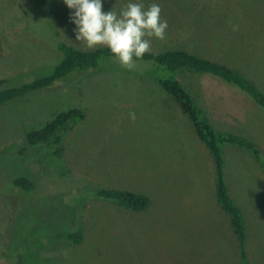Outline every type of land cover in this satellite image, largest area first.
<instances>
[{
    "label": "rangeland",
    "instance_id": "rangeland-1",
    "mask_svg": "<svg viewBox=\"0 0 264 264\" xmlns=\"http://www.w3.org/2000/svg\"><path fill=\"white\" fill-rule=\"evenodd\" d=\"M51 2L61 38L88 49L75 40L63 0ZM126 2L107 0L103 10ZM158 2L168 29L165 39L152 38L150 51L185 49L226 63L264 91V0ZM39 4L0 0V89L48 75L59 62L27 34L25 6ZM122 68L109 63L74 73L0 107V264H264V171L253 154L223 146L228 193L246 230L243 257L217 202L208 149L156 82ZM177 78L218 133L243 135L264 155V113L247 95L206 74L183 71ZM73 107L85 115L62 132L60 157L51 143L28 144V131ZM17 176L32 179L34 191L19 196ZM98 188L145 195L150 206L134 211L96 197ZM77 228L84 239L76 245L65 236Z\"/></svg>",
    "mask_w": 264,
    "mask_h": 264
},
{
    "label": "trees",
    "instance_id": "trees-1",
    "mask_svg": "<svg viewBox=\"0 0 264 264\" xmlns=\"http://www.w3.org/2000/svg\"><path fill=\"white\" fill-rule=\"evenodd\" d=\"M43 5L37 9H28L25 12L28 18L27 34L35 41L44 43L56 53L59 62L48 75L26 81L18 86L0 89V107L16 98L24 97L30 93L48 89L56 83L63 81L74 73H86L102 68L103 64H116L110 52L104 47L96 49H80L65 42L58 31L53 15L51 0H42ZM45 21V27L38 29L35 19ZM35 26L37 30L35 31ZM136 63L145 64V69L133 67L122 68L121 72L154 81L169 97H171L181 112L190 121L197 138L205 145L213 158L216 169V198L222 211L230 218V225L242 246V255L245 257L246 230L240 209L230 197L225 182V160L223 156L224 145H234L251 152L264 171V155L259 147L248 138L231 132L218 133L209 119L198 106L191 93L184 87L177 75L183 71L196 74H206L230 84L247 95L264 113V91L242 71L212 59L191 53L185 49H163L149 51ZM135 63V64H136ZM121 67V66H120ZM120 72V71H119ZM120 72V73H121ZM124 74V75H125ZM128 76V75H125ZM84 111L78 107L69 108L59 112L50 121L37 129L27 132L29 145L38 147L51 143L54 155L60 157L62 132L74 120H81ZM12 184L18 189L19 196H26L35 189V182L26 176L14 177ZM94 195L103 200H109L130 208L134 211H143L150 206V199L142 194L128 190L111 188H98ZM65 238L73 243L83 242L84 235L81 228L66 235Z\"/></svg>",
    "mask_w": 264,
    "mask_h": 264
},
{
    "label": "clouds",
    "instance_id": "clouds-1",
    "mask_svg": "<svg viewBox=\"0 0 264 264\" xmlns=\"http://www.w3.org/2000/svg\"><path fill=\"white\" fill-rule=\"evenodd\" d=\"M107 0H63L75 40L88 49L106 48L121 67L133 68L150 51L152 38L165 39L167 20L158 0H127L119 10H103ZM135 119V113H129Z\"/></svg>",
    "mask_w": 264,
    "mask_h": 264
},
{
    "label": "crops",
    "instance_id": "crops-1",
    "mask_svg": "<svg viewBox=\"0 0 264 264\" xmlns=\"http://www.w3.org/2000/svg\"><path fill=\"white\" fill-rule=\"evenodd\" d=\"M243 136V135H242ZM245 137V136H244ZM247 138V137H246ZM250 140V139H249Z\"/></svg>",
    "mask_w": 264,
    "mask_h": 264
}]
</instances>
